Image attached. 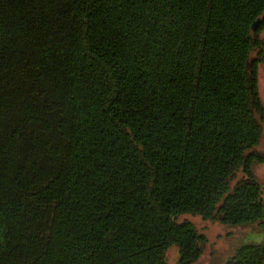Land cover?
Returning <instances> with one entry per match:
<instances>
[{
    "label": "trees",
    "instance_id": "obj_1",
    "mask_svg": "<svg viewBox=\"0 0 264 264\" xmlns=\"http://www.w3.org/2000/svg\"><path fill=\"white\" fill-rule=\"evenodd\" d=\"M263 30L264 0H0V264H264L231 184Z\"/></svg>",
    "mask_w": 264,
    "mask_h": 264
},
{
    "label": "rangeland",
    "instance_id": "obj_2",
    "mask_svg": "<svg viewBox=\"0 0 264 264\" xmlns=\"http://www.w3.org/2000/svg\"><path fill=\"white\" fill-rule=\"evenodd\" d=\"M262 37L264 38V30L261 32ZM260 93L264 102V63L260 67ZM264 141V140H263ZM251 171L253 172L254 177H248L243 170L239 171L236 177L231 178V184L233 187L240 185L243 182L253 181L258 184L261 197L264 200V162L255 163L252 165ZM224 239H221L220 242H223Z\"/></svg>",
    "mask_w": 264,
    "mask_h": 264
}]
</instances>
